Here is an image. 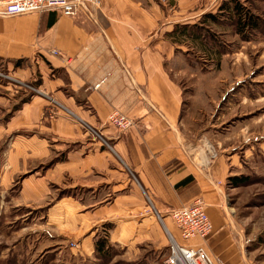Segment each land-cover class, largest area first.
Listing matches in <instances>:
<instances>
[{
  "label": "crops",
  "instance_id": "obj_1",
  "mask_svg": "<svg viewBox=\"0 0 264 264\" xmlns=\"http://www.w3.org/2000/svg\"><path fill=\"white\" fill-rule=\"evenodd\" d=\"M100 1L75 17L0 16V59L17 79L41 80L26 101L0 90V228L12 231L13 248L36 237L44 250L75 242L80 256L95 252L104 230L138 257L169 246V235L193 244L171 212L201 200L215 264H250L227 208L236 149L193 143L177 74L220 71L226 56L245 55L244 45L264 43V35L244 41L230 24L211 25L227 45L218 57L187 40L173 43L168 33L217 14L224 0ZM242 86L246 101L264 100L251 83ZM115 109L135 121L131 130L108 122Z\"/></svg>",
  "mask_w": 264,
  "mask_h": 264
},
{
  "label": "rangeland",
  "instance_id": "obj_2",
  "mask_svg": "<svg viewBox=\"0 0 264 264\" xmlns=\"http://www.w3.org/2000/svg\"><path fill=\"white\" fill-rule=\"evenodd\" d=\"M251 3L264 16V0ZM226 39L231 41V37ZM244 47L245 55L226 56L220 71L186 72L177 74V79L184 88L193 143L198 146L204 142L216 146L221 143L223 149L237 150L233 152L237 159L235 174L230 177L247 179L237 187L228 179L227 208L231 223L241 229L244 255L250 264H264V100L246 101L247 91L242 86L244 82L251 83L259 98L264 96V43ZM193 62L201 63L196 57ZM40 82L39 78L36 83L17 79L8 70V62L0 59V90L5 96L13 93L15 99L26 101L37 95ZM237 84L242 85L237 87ZM30 217L33 219L35 215ZM2 227L0 264H164L169 253V246L156 251L148 248L137 257L129 255L126 247L110 243L111 256L102 259L96 250L89 256H80L75 242L64 244L61 251L44 250L36 237L28 240L25 247L17 244L13 248L16 238L10 239L12 231ZM104 235L108 232L98 233V237Z\"/></svg>",
  "mask_w": 264,
  "mask_h": 264
},
{
  "label": "built area",
  "instance_id": "obj_3",
  "mask_svg": "<svg viewBox=\"0 0 264 264\" xmlns=\"http://www.w3.org/2000/svg\"><path fill=\"white\" fill-rule=\"evenodd\" d=\"M85 3H91L100 7V0H0V16L15 17L26 14L44 13L47 11L59 12L67 17H75L80 7ZM54 54H58L54 52ZM98 88V86L96 87ZM108 122L121 132H127L135 126V121L113 110ZM96 137L101 136L89 126L85 125ZM102 139V138H101ZM217 153L212 151L211 159L214 160ZM181 238L190 245H182L169 235V253L164 264H215L209 254L206 243L213 231L212 222L207 214L203 201L175 209L171 212ZM160 218V217H159Z\"/></svg>",
  "mask_w": 264,
  "mask_h": 264
},
{
  "label": "trees",
  "instance_id": "obj_4",
  "mask_svg": "<svg viewBox=\"0 0 264 264\" xmlns=\"http://www.w3.org/2000/svg\"><path fill=\"white\" fill-rule=\"evenodd\" d=\"M251 1L253 0H224L217 14H206L193 26H177L173 32L168 33V38L173 43L180 44L187 40L194 48H207L211 55L221 57L227 45L216 38L215 32L210 29L211 25L230 24L244 41L253 40L255 35H264V16L253 8ZM22 62L19 60L15 65L18 67ZM245 179L247 178L230 177L229 182L237 187L245 183ZM95 250L99 258L108 259L111 256L112 247L108 235L97 237Z\"/></svg>",
  "mask_w": 264,
  "mask_h": 264
}]
</instances>
